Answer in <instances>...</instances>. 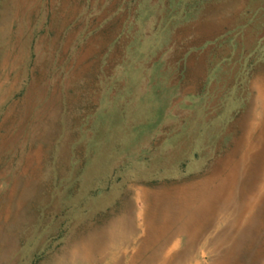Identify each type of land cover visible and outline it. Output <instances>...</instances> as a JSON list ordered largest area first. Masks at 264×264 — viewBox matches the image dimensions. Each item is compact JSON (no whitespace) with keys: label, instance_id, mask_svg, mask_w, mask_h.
I'll list each match as a JSON object with an SVG mask.
<instances>
[{"label":"rangeland","instance_id":"obj_1","mask_svg":"<svg viewBox=\"0 0 264 264\" xmlns=\"http://www.w3.org/2000/svg\"><path fill=\"white\" fill-rule=\"evenodd\" d=\"M70 7L50 32V17L36 11L25 53L11 51L25 75L6 104L15 112L1 133L14 140L0 157V196L13 178L33 182L24 201L22 188L10 206L0 201L2 218L9 211L0 219V264H74L73 251L86 238L134 216L139 190L189 186L211 175L253 111L251 82L264 78V0H70ZM0 18L3 37L8 19ZM38 146V162L25 168ZM224 227L210 238L218 241ZM256 228L229 264H264V228ZM183 240L173 264H214L231 247L215 252L200 243L181 260ZM137 247L105 256L94 249L88 263L76 264H129Z\"/></svg>","mask_w":264,"mask_h":264},{"label":"bare ground","instance_id":"obj_2","mask_svg":"<svg viewBox=\"0 0 264 264\" xmlns=\"http://www.w3.org/2000/svg\"><path fill=\"white\" fill-rule=\"evenodd\" d=\"M0 5H2L0 15L4 18L7 16L8 19L4 21L5 23L3 22L2 35L4 36L0 37V40H2L0 42V118H2L0 124V157H3L9 152L14 140V137H11V135H7L4 132L1 133L3 129H5V132H9L7 129H9L12 115L15 112V106L6 107V104L20 90L22 79L25 75L21 69L20 56H15L14 58L11 55L12 48L14 49L18 46L19 50L25 53L27 45L24 40L26 36L33 34L30 20L36 11L40 10L41 12L43 8L44 14L42 15L45 16V20L47 17H50L51 23L48 26L50 32L61 23L60 20L65 23L72 9L70 7V0H1ZM12 37L16 41L15 45L8 42V39ZM263 70L261 69V72ZM249 88L254 98L253 111L243 122L239 139H236L235 142L231 140L235 146L228 152L225 161L223 159L211 175L189 186L164 188L155 191L139 190L136 193V200L138 205H140V209L134 216L130 217L128 215L120 220H116L108 228L106 234H103L99 238L97 236L86 238L87 244L73 251L74 254L72 252V262L74 264L77 262L88 263L94 249H100L99 254L101 253V256L110 253L117 255L122 253L125 247L137 243L138 247L134 250L129 264H137L139 260H143L144 258H146V261L142 264H173L172 262L177 259L175 251L179 248V239L183 238L186 246L183 250L185 254H183L181 260L190 257V254L196 250V247L200 243L204 245L211 244L214 246L215 252H221L223 247L230 242L231 247L227 248L229 250L226 249L227 251L223 255L218 256L214 263L229 264L231 257L234 253H237L236 250L240 247V241L245 238L248 239L254 228H264V78L258 81L256 79L253 80ZM31 92L32 86L26 90L21 101L23 103L22 106L26 105L29 101ZM114 114L116 115V113ZM236 125H240V121ZM32 139L37 143L39 140H42V137L33 135ZM40 150L41 147L38 146L34 152V156L28 155L24 163L25 168L32 167L35 162H38L34 157L39 155ZM23 171H26V169H23ZM161 176L163 177V175ZM32 180H38V178L33 176ZM31 182L33 181L28 182L20 178H13L9 184V191L0 196V201H5L10 206L15 199L18 189L22 188L23 193V189L26 191ZM38 193L37 189L35 196H37L39 203H41L43 199ZM25 195H27V191L26 194L23 193L19 197L20 202L25 200ZM27 215L29 216L30 214ZM3 216L2 218L0 214V219L2 221L7 220L9 218V211H6ZM29 218L27 217V220H30ZM31 220L33 219L31 218ZM37 221L39 222L38 219ZM138 221H140V224L136 225ZM222 224L225 227L218 237L219 240L217 241L216 237L210 238V232H217V229ZM101 244L104 247H96Z\"/></svg>","mask_w":264,"mask_h":264}]
</instances>
